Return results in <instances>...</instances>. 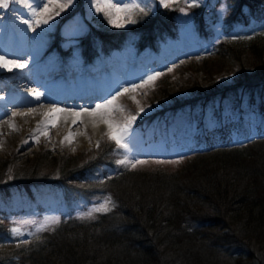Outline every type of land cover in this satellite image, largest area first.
Listing matches in <instances>:
<instances>
[{
  "label": "trees",
  "instance_id": "16d2710c",
  "mask_svg": "<svg viewBox=\"0 0 264 264\" xmlns=\"http://www.w3.org/2000/svg\"><path fill=\"white\" fill-rule=\"evenodd\" d=\"M84 4L75 0L58 20L44 56L66 62L77 54L82 64L128 50L157 56L162 44L180 37L184 0L137 14L136 24L121 29L94 19L75 46L64 47L60 27L82 15ZM208 7L189 8L187 16L209 53L200 44L199 57L175 70V91L163 83L167 74L159 77L150 98L159 95L158 108L132 125L140 131L156 121L158 130L140 146L162 145L166 159L183 158L180 167L126 168L116 161L123 149L108 140L79 155L41 149L29 159L0 158V201H13L0 207V264H264V0H215ZM224 65L234 72L220 86L213 75ZM180 91L189 96L173 97ZM55 189L68 207L81 196L111 197L114 206L87 220L70 207L59 224L17 247L14 223L41 218V204ZM33 191L44 200L35 201ZM23 195L29 200L15 206Z\"/></svg>",
  "mask_w": 264,
  "mask_h": 264
},
{
  "label": "rangeland",
  "instance_id": "374dc122",
  "mask_svg": "<svg viewBox=\"0 0 264 264\" xmlns=\"http://www.w3.org/2000/svg\"><path fill=\"white\" fill-rule=\"evenodd\" d=\"M66 9L64 12L69 10L73 4ZM36 2H39V0H36ZM120 3H129L131 0H118ZM137 3H140L141 6H146L147 10L154 11V9L161 7L159 5V0H136ZM215 0H198V5H204L208 4L209 7L214 4ZM26 3H33V0H9V7L7 9H0V55H5L8 51L6 50L8 47L6 46V43L11 44L12 49L19 50L20 46L19 43H27L25 46L27 48V55L26 60L28 61V65H32V62H35V60L40 56V54L45 50V40L47 34L52 30V28L55 25V22L57 20V17L55 19L51 20L48 25L41 26V29H37L35 32L27 30V26L22 24L20 21L22 19L30 18V10L28 7H26ZM85 12L86 17L85 19H90V22H93L94 18L97 19H104L102 14H98L95 12L94 9L90 8V0L85 1ZM62 14V13H61ZM81 18L77 17L75 18V21H77L79 24L73 27L65 26L62 29L63 36L67 39L65 44H68L67 46H70V44H74L76 41V38L82 35V33L85 30V25L81 23ZM107 24V22H106ZM108 25V24H107ZM178 34L179 39L177 42L174 43H167L162 44L161 49L159 51V54L157 55V59L154 58V55L152 53H146V55L140 56L139 58L135 57L132 53V51H127L125 54L124 59H120L125 63V67H128L127 70V76L131 77V80L125 81L121 84H116L117 88L114 84H111V79L107 76L106 70H102L99 67H102V64L106 65L109 73H115V68H113L110 64L113 63L109 62L106 63L104 61H99L92 66L96 70H100V72H97L94 70V72H89L86 74V72L91 71L87 70L91 67L88 66H82L78 65V55H74L73 62L70 66L73 68V71L75 70V78L76 81L73 82L74 87H79L82 81H85L87 85H89L90 80L93 78L96 80L97 84V90L99 95H104V99L111 98L112 95H115L116 91H119L120 89L124 87H130L132 84H140L142 80L146 79L147 76L152 75L155 72H161L166 73L169 76V81L163 82L165 84H168V88H173V90H176V87H173V85H177V87H180L181 81L179 80L177 74H175V70L178 68V65L182 62L187 61V59L180 60V62L171 64L172 60L175 57H183L185 54H190L193 51L199 50V46L201 43V39L196 36L195 32V26L192 24L191 19L189 16L185 15L181 12L180 14V22H179V28H178ZM203 53L209 52L208 50L210 47H206V44L203 43ZM131 49V48H129ZM11 52V51H10ZM131 52V53H129ZM211 53V52H210ZM55 56L51 57L50 59L42 62L41 64H38L39 66H43V70H51L52 67H55ZM192 58H197V56H193ZM168 68H173L172 72H168ZM223 70L215 73L213 75V78H215L216 83L220 86H225L226 84L230 83V78L233 76L234 68H230L227 65H224L222 68ZM84 70V73L82 75H78L77 72ZM68 72V69L66 70ZM1 72H8L3 69H0ZM63 77L62 79H64ZM5 82V81H3ZM42 83V87L40 88V92L43 93L44 98L41 97V102L37 106V112L39 111L38 119L39 120L42 116L43 111L41 110H47L51 105L47 103L48 98L51 97V91L54 89L58 90L57 97H62L65 99V93L61 92L60 86L63 85L61 80L60 82H53V78H49V76L43 77L38 81ZM2 83V82H1ZM37 83V82H34ZM2 85V84H0ZM156 85V84H155ZM2 87V86H1ZM0 87V89H1ZM80 88V87H79ZM25 89V88H23ZM180 89V88H179ZM64 90V89H62ZM159 90L157 87H153L151 85L145 86L142 89H138L135 92L129 91L128 93H125L123 96L118 98V104L122 105L125 109L123 113L116 112L114 113V118L123 121L127 116L134 115L133 113H137L139 111L140 107H143L145 111L141 113L140 115H147L153 112V110L157 109V105L155 102H153V99L159 98V95L156 93L154 98L150 100L152 96V92H155ZM20 91V90H18ZM107 92L106 94L104 92ZM5 93L9 96V92H6L3 90V92L0 94V97H4L3 102V109L7 111L9 114L8 116H5L1 121H6L11 119L14 123L17 124V120L15 118H12L13 113H20L22 112V109H19V111L10 109L8 110L9 106H6V103L8 102L9 98L5 95ZM189 96L188 93L184 91H180V93H173V97H186ZM135 98V99H133ZM103 99V100H104ZM31 100V99H30ZM101 99L100 101H97L96 103L103 102ZM66 102V99L64 100ZM94 102V104H96ZM48 104V105H47ZM23 106L24 104H19ZM95 106V105H94ZM90 117V116H89ZM92 118V117H90ZM99 120V118H97ZM40 121V120H39ZM37 121L36 124L39 122ZM35 124V125H36ZM57 124L56 127L49 126L47 135H43L41 132H37L36 135L39 138V142H35L34 140L30 139V134L33 133V130L36 129L35 126H24V125H18V130H12V129H6L2 133H0V142H3V147L0 148V158H10L13 157H25L31 158V154H34L35 152H39L41 149L47 151L52 156L59 154L60 152H64L71 155H79L82 153H86L87 151H91L96 147L97 141L108 140L106 136L103 135L107 131V128H101V131L99 133H93L91 129H87L89 127H85L82 124H76L72 127V129H67L62 125ZM43 127V126H42ZM159 128L158 123L155 121L151 125H147L140 131H136L132 128L128 141H129V151L127 155H129V158H135V159H144L148 160L149 163L146 165L138 166L136 169L138 170H158V171H175L177 170L180 165L183 162V158L178 159L176 158H168L166 159L164 148H162V145L158 149H152L150 146L148 147H141L140 142L145 140L146 138H149L152 136L153 132H156ZM87 129V130H86ZM103 129V131H102ZM78 131H86L87 132V147H77L75 141L72 138V142L68 143L65 141L63 144L60 143V141L63 139L65 135H67L69 132L72 134L74 132ZM168 135L167 137H170L172 135L171 128L167 129ZM25 139L29 140V143L22 144L21 142ZM175 148H172L170 151L171 153L175 152L173 150ZM34 152V153H33ZM125 151L121 150V153L116 156V161H119L121 159H124ZM156 160H180L181 162L178 164H157L154 161ZM43 172H47L48 170L42 169ZM99 171V170H97ZM52 172L49 170L48 173ZM49 193H53V197L46 200V203L41 204V206L44 209V212H42V217L39 219H31L30 217H26L24 220L15 222L14 226L18 227L20 229L21 235H14L13 237L15 240L13 241H25L27 242L29 239L36 236L39 232H36V227L39 226L42 223H47L53 218H58L61 214L66 213L68 210V206L62 202V193L59 189H55L53 191H49ZM35 201L41 202L44 200V195L39 196L38 194ZM17 197V196H16ZM105 197H94L87 201L84 199V197L77 198L76 201H73L70 203L71 212L74 214L73 216L78 218V213L87 212L89 209H91L94 206H98L100 203L104 202ZM6 204H11V202H5ZM15 206L18 204L16 201H14ZM4 206V205H2ZM110 208L112 205L109 206ZM96 214V213H95ZM94 214V216H95ZM79 219V218H78ZM87 220V219H84ZM54 224L48 223L47 228L51 227Z\"/></svg>",
  "mask_w": 264,
  "mask_h": 264
},
{
  "label": "snow or ice",
  "instance_id": "6c2138e0",
  "mask_svg": "<svg viewBox=\"0 0 264 264\" xmlns=\"http://www.w3.org/2000/svg\"><path fill=\"white\" fill-rule=\"evenodd\" d=\"M73 0H33V3H26V7L30 10V18L22 19L20 22L27 26V30L35 32L37 29H41V26L48 25L49 22L55 17L60 16L62 12L68 9ZM159 5L163 8H177L179 7V0H159ZM198 6V0H184V6L179 7V11L188 15L187 9ZM9 7V0H0V9H7ZM90 8L94 9L96 13L102 14L107 24L113 28L121 29L125 28L130 24H136L137 19L135 18L137 14L147 15L148 10L146 6H141L136 0H131L129 3H120L118 0H90ZM223 10V9H222ZM28 67V61L22 59H10L6 55H0V69L8 72L14 70H20L21 72ZM168 72H172L173 68H168ZM164 75L161 72H155L152 75L147 76L146 79L142 80L140 84H132L130 87H124L119 91H116L115 95L111 98L104 99L103 102L96 103L94 107L80 108L79 110L67 109L59 107L53 104L45 112L42 113L43 119L37 123L36 129L30 134V139L35 142H39V138L36 133L39 131L43 135H47L49 126L56 127L59 123L61 114L68 113L71 115V123L75 125L78 121H82V117L87 114L93 118H99V122L104 124L107 131L103 133L107 137L109 142H114L117 149H123L125 151L124 159L117 161V163L126 168L136 169L138 166L146 165L149 163L148 160L129 158L127 155L129 151V141L128 137L132 130V125L136 121L137 117L145 111L143 107L139 108V111L135 115L127 116L123 121H119L114 118V113L125 111L124 107L118 104V98L123 96L129 91L135 92L138 89H142L145 86L151 85L155 86V82L159 77ZM36 101H40L43 93L32 89L29 92ZM2 99V97H0ZM135 99V98H133ZM36 112L35 108H29L27 113H13L12 118L17 115L20 116H30ZM66 119V118H65ZM8 127L12 130H18L16 125L11 122V119L7 122ZM43 126V127H42ZM96 123H93V127H97ZM65 141L68 143L72 142V133L69 132L60 141L63 144ZM22 144L29 143L28 139L21 142ZM3 147V142H0V148ZM96 147H100V141L96 142ZM157 164H178L180 160H156ZM110 205L114 206L111 197H105L104 202L100 203L98 206H94L87 212L78 213V218L84 219H94L95 213H106L111 210ZM48 223L59 224L60 220L58 218H53L47 223H42L36 227V232H41L45 230ZM14 235H21L20 229L14 227L11 229ZM21 241L17 243V247H20Z\"/></svg>",
  "mask_w": 264,
  "mask_h": 264
},
{
  "label": "bare ground",
  "instance_id": "6f19581e",
  "mask_svg": "<svg viewBox=\"0 0 264 264\" xmlns=\"http://www.w3.org/2000/svg\"><path fill=\"white\" fill-rule=\"evenodd\" d=\"M13 54V55H12ZM8 58L10 59H22V60H26V55L27 53H24V54H14L12 51L11 52H7L5 54ZM32 65H28L27 68L25 69H29L31 68ZM24 69V70H25ZM23 70V71H24ZM21 71L20 70H14L12 72H8V74H6V78L8 79L7 81L3 82L1 89L0 91L3 92V90H5L6 92H9V93H14L16 92L18 89H21V88H27L30 86V82H28L27 80H25L24 78H22V76L20 75ZM36 80H32V83L35 85L36 83ZM0 92V94H1ZM104 96H97L96 97V100L97 101H100L101 99H103ZM4 99L2 97V99H0V102H3ZM19 102H16V103H13L15 105H19V104H24L23 106L21 107H18V108H21L23 109L24 112H21V113H27L29 111V108H35L37 110V106L43 102L41 100L40 101H36L33 97H31V100H28V101H22V100H18ZM97 101H93V102H90L88 103L87 106H82L81 108H89V107H94V102L96 103ZM47 103H49L51 106L53 104L59 106V107H62V108H67V109H73V110H79L78 107H74V108H71V107H67L66 103L64 102V100H51V101H48ZM1 107V106H0ZM16 109V108H14ZM4 112L0 113V133H2L4 130L6 129H11L8 127V121L10 120L8 118V120L6 121H1L5 116H8L9 113H7V111L3 110ZM43 111V110H42ZM46 111V110H45ZM39 113V111L33 113L32 115L30 116H20V115H17L15 117V119L17 120V124L18 125H24V126H32V125H35L36 122H37V119H38V115L37 114ZM19 114V113H18ZM61 119L59 121V125H62L65 130L69 129H72V127L74 126L72 123H71V120H72V117L70 114L68 113H63L61 114ZM66 118V119H65ZM12 123H14L12 120H11ZM93 123H96L98 126L97 127H93ZM16 125V128H17V124L14 123ZM76 124H82L84 125L85 127H89L87 129H91L93 131V133H99L101 131V128H104L106 129V126L102 123L99 122V120L97 118H90L87 114H85L83 117H82V121H78ZM75 124V125H76ZM86 129V130H87ZM103 131V129H102ZM72 138L73 140L75 141L77 147H87V132L85 131H78V132H74L72 134Z\"/></svg>",
  "mask_w": 264,
  "mask_h": 264
}]
</instances>
